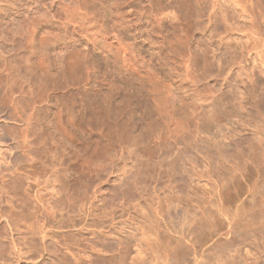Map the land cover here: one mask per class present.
<instances>
[{"label": "rangeland", "instance_id": "1", "mask_svg": "<svg viewBox=\"0 0 264 264\" xmlns=\"http://www.w3.org/2000/svg\"><path fill=\"white\" fill-rule=\"evenodd\" d=\"M263 3L0 0L1 261L264 264Z\"/></svg>", "mask_w": 264, "mask_h": 264}, {"label": "bare ground", "instance_id": "2", "mask_svg": "<svg viewBox=\"0 0 264 264\" xmlns=\"http://www.w3.org/2000/svg\"><path fill=\"white\" fill-rule=\"evenodd\" d=\"M243 1V0H242ZM239 3V2H238ZM264 4V3H263ZM1 6V5H0ZM2 6H3V4H2ZM6 6V5H5ZM22 6V5H21ZM242 6V5H241ZM237 7V6H236ZM244 7H247V6H244ZM1 9V11H2V9L3 8H0ZM25 9V8H24ZM241 10L239 11L238 10V12H237V14H239L240 15V18H242L243 17V14H244V11L242 10V7L240 8ZM244 9V8H243ZM29 10H30V8H29ZM32 10V9H31ZM0 11V12H1ZM8 11H10V10H8ZM14 11V10H13ZM24 11V10H23ZM36 12V11H35ZM12 13V12H11ZM250 13V12H249ZM32 14V13H31ZM8 15V14H7ZM10 15V14H9ZM245 15V14H244ZM16 16V15H15ZM20 16V15H19ZM6 17V16H5ZM175 17V16H174ZM36 18V17H35ZM264 18V17H263ZM262 18V19H263ZM29 19V18H28ZM2 21V20H1ZM9 21V20H8ZM24 21V20H23ZM37 21V20H36ZM4 22H6V21H4ZM4 22H2V23H4ZM18 22V21H17ZM9 23V22H8ZM37 24V23H36ZM11 26V25H10ZM19 26V25H18ZM19 28V27H18ZM22 28V27H21ZM243 28V27H242ZM248 29V28H247ZM6 30V29H5ZM11 30H12V27H11ZM245 30V29H244ZM1 31V30H0ZM25 31V30H24ZM242 31V30H241ZM13 32V31H12ZM29 32V31H28ZM240 32V31H239ZM247 32V31H246ZM248 32L249 33H252L253 31H249L248 30ZM5 33V32H4ZM8 33V32H7ZM254 33V32H253ZM253 33H252V35H253ZM21 34V33H20ZM23 34H24V32H23ZM255 34V33H254ZM7 35V34H6ZM25 35H26V33H25ZM8 36V35H7ZM23 36V35H22ZM27 36V35H26ZM34 36V35H33ZM36 36V35H35ZM113 36V35H112ZM248 36V35H247ZM9 37V36H8ZM258 37V36H257ZM264 37V36H263ZM262 37V38H263ZM1 38H2V36H1ZM19 38V37H18ZM251 38V37H250ZM254 38V37H253ZM258 38H260V36L258 37ZM257 38V41L259 40ZM260 39L259 41L260 42H255V44H252V48H251V45H250V47H249V50H250V48L252 49V50H257L256 52H258L259 51V53H256V54H258V55H260V56H258V58L260 59V58H262L263 57V54H264V39ZM10 39H11V37H10ZM3 40V39H2ZM7 40V39H6ZM255 41V40H254ZM11 42V41H10ZM103 42V41H102ZM9 43V42H8ZM14 43V42H13ZM16 46V45H15ZM13 47V46H12ZM109 47V46H108ZM253 51V52H254ZM264 63V62H263ZM262 64V63H261ZM255 67V66H254ZM253 67V68H254ZM253 88V87H252ZM60 120V119H59ZM61 122V121H60ZM0 137H3V136H0ZM3 139V138H2ZM8 139H10V138H8ZM4 140V139H3ZM3 140H1L2 142H3ZM23 141H24V139H23ZM28 141H27V139L25 138V143H27ZM30 142H32V140L30 141ZM23 153H25V151H23ZM26 155V154H25ZM28 156V155H27ZM26 156V157H27ZM29 157V156H28ZM22 159V158H21ZM6 161V160H5ZM3 162V161H2ZM6 164V163H5ZM9 165H11V161H10V164ZM51 166H52V168L54 169L55 168V164L52 162L51 163ZM14 176V175H13ZM14 181V180H13ZM21 186V185H20ZM17 187V186H16ZM54 189H55V187H54ZM25 191V190H24ZM25 194H24V197L26 196V198H28L27 197V193L26 192H24ZM54 198H56V197H54ZM52 199V198H51ZM28 200V199H27ZM26 199H25V201H27ZM20 201V200H19ZM22 201V200H21ZM22 203V202H21ZM53 204H57L58 202H57V199L55 200L54 199V201L52 202ZM55 205H53V206H55ZM57 208V207H56ZM54 209H55V207H54ZM5 211V210H4ZM11 211V210H10ZM12 212V211H11ZM15 215V214H14ZM52 215H53V213H52ZM18 216V215H17ZM19 217V216H18ZM20 218V217H19ZM9 219V218H8ZM18 219V218H17ZM10 220V219H9ZM22 220V219H21ZM53 220V219H52ZM51 220V221H52ZM7 221V220H6ZM12 221V220H11ZM20 222H22V221H20ZM10 222H8V224H9ZM50 223V222H49ZM7 224V225H8ZM18 224V223H17ZM2 225V224H1ZM0 225V236H1V234H2V228H3V225L1 226ZM8 226H11L10 224L8 225ZM31 226V225H30ZM39 227H37V228H40L39 229V231H38V229L36 230V231H38V235H40L41 237V239L40 240H38L39 242H40V244H39V246H40V250H41V254L39 255L40 257H42V261L40 262V264H54V262H56V256H54V254H53V252L51 251V249L52 248H54V247H50L49 246V244L51 245V244H53L52 246H54V244L56 245V243L52 240V238H51V236H50V234H51V232H50V230H49V228L47 227V226H44V225H38ZM12 227V226H11ZM9 228L8 230H10V235H11V238H10V242L9 243H11V248H13V253L15 254V255H17V257H22L23 258V254L21 253V251H20V248H19V246L17 245V243H16V241L13 239V234H12V232L15 230H13L12 228H14V227H12V228ZM32 227V226H31ZM16 228V227H15ZM17 229H18V226H17ZM4 231H5V229H4ZM36 231H34L33 233H35ZM32 233V232H31ZM37 233V232H36ZM6 234V233H5ZM36 235V234H35ZM38 235H36V236H38ZM7 237V236H6ZM1 238V237H0ZM56 247V246H55ZM1 248H3V245L0 243V250H2ZM12 250V249H11ZM54 250V249H53ZM39 253V252H38ZM24 255H26V254H24ZM56 255V254H55ZM4 257V256H3ZM55 257V258H54ZM1 258H2V256H0V263L2 262L1 261ZM21 258V259H22ZM3 259V258H2ZM24 259V258H23ZM22 259V260H23ZM41 259V258H40ZM2 264H4L3 262H2ZM76 264V263H75Z\"/></svg>", "mask_w": 264, "mask_h": 264}]
</instances>
